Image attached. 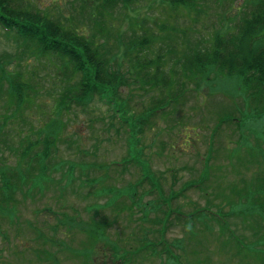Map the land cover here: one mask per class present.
<instances>
[{
	"label": "rangeland",
	"instance_id": "1",
	"mask_svg": "<svg viewBox=\"0 0 264 264\" xmlns=\"http://www.w3.org/2000/svg\"><path fill=\"white\" fill-rule=\"evenodd\" d=\"M24 2L33 4L40 12L38 14H44L52 19L56 18V12L61 13L63 15L61 22L67 28L72 26L70 23H74L87 31L90 26L85 22L83 12L91 13L89 6L97 0H24ZM149 3L142 1L138 11L125 15L121 10H115L112 12L114 20L111 21L110 29L121 31L135 26L138 18L143 16L141 12L143 10L146 12L145 16L157 15V9H151L155 4L148 6ZM203 22L207 24L208 20ZM200 26L201 24L196 27ZM34 44L15 40L12 35L8 32L6 34L0 28V89L9 87L8 82L4 83L2 79L7 74H15L17 69L30 71L33 83L40 80L39 83H44L48 89L67 85L68 81L63 77L59 66L51 69L48 63L29 59L32 55L25 54L26 51L24 55L18 56L23 52L24 46L36 48ZM107 46L109 49L112 47L111 40L107 42ZM33 68L36 71L35 75ZM123 69L125 70V67ZM186 87V90H191L187 95V101L156 115L150 122V127L144 130L142 144L146 148L142 157L147 160L148 171L154 178L146 182L147 186L137 187L135 195L137 197L133 201L126 196L127 190H124L131 185H137L141 171L132 164L124 168L110 165L112 161H119L130 154L128 145L125 144L124 131L116 125L115 117L118 112L110 110L106 102L100 99L88 104L72 101L68 104L69 110L63 112L60 108L54 112L52 99L45 95L42 97L45 102L49 101L47 107H40L38 97L32 99L37 107L30 105L26 108L30 109L27 118L37 128L38 121H44L43 116L48 115H52L56 125L61 118L63 123L68 124L67 129L61 133L63 143H59L58 148L65 160L63 165L73 166V177L76 180L67 183L65 187L68 189V200L75 202L76 210L69 211V215L64 219V223L68 222L66 226L63 223L58 230H54L55 232L44 230L45 238L51 237L54 244L47 246L44 252L35 249L38 246L31 241L33 232L22 234L20 240L10 238L3 242L0 238L2 248L0 250H3L0 253V264H82L90 256L92 257L90 264H103L106 258L118 262L119 256L124 255L125 251V254H128L131 250L140 248L137 256L127 258L128 264H169L167 261L169 259L173 264H264L262 253L264 223L258 217H254V220L251 217L245 218L246 212L243 215L229 213L235 207L251 205L253 201L246 198L248 191H252L251 185L256 183L259 177L264 178V156L254 146L259 144L260 148L264 149L262 107L264 105L258 102L256 105L244 103L246 99L243 97L237 77L224 80L208 76V80L201 78L197 85L188 82ZM118 92L116 96L120 109L131 114V117L145 111L152 99V93L145 94L134 84H131L130 88L120 87ZM81 107H88L91 111L89 114L101 115L104 118L94 121ZM241 112L256 113V117L262 119L259 127L258 123L254 125L261 134H254L256 133L254 130L248 132L246 128H242L243 124L240 127L231 124L230 121L213 128L218 121L217 118H221L222 115L233 114L242 120ZM252 123L254 122L249 124ZM212 131L216 134L211 135ZM139 139L138 136L137 140ZM161 141L167 143V146L166 144L160 146ZM210 151H215L213 156ZM198 153L205 154L201 157V164H198L194 157ZM96 164L98 165L95 166ZM99 165L103 168H99ZM185 165L194 167L193 176L181 177L180 167ZM94 166L99 168V171L91 173L92 177L98 179L95 186L93 185L94 189H88L86 183L80 187ZM175 166L177 170L172 177L169 169L174 171ZM173 182L176 183L175 192L178 191L183 199H170L169 196L165 198L166 200L162 198L160 189L167 194ZM232 185L234 188L245 189L236 192L240 195L237 196L230 193ZM103 186L111 187L110 192L115 191V195L122 197L103 211L108 215L110 223L107 222L106 236L100 240L101 242L94 243L88 240L86 221L90 218L95 203L104 205V202L112 197L110 195H102L98 199L92 197L95 190L101 193ZM146 187V194L151 193L152 187L157 188L159 192L152 193L154 197L144 195ZM190 188H194V191L187 192L189 198H184L185 192ZM50 195L51 193H48V196ZM262 195L264 196V193ZM149 199H153L157 204L167 202L169 205L167 213L173 212L172 223L170 222L169 228L164 231L163 242L159 244L160 236H157V231L160 228L159 222L164 220V209L149 208L148 217L142 219V210ZM88 204L91 208H86ZM176 204H179V207L175 206ZM37 205L42 211L48 206L46 203ZM220 208L224 209V212ZM23 212L22 218L30 217L28 208H24ZM37 214L41 215L42 212ZM48 221L54 223L52 220ZM71 221L79 225L71 227ZM228 229L231 230L230 233ZM147 241L149 242L146 243ZM106 244L109 246L105 247ZM14 251H17L16 255L13 254ZM33 252L43 255L38 256ZM159 252H163L164 255L159 256L157 254ZM117 264L125 263L123 260Z\"/></svg>",
	"mask_w": 264,
	"mask_h": 264
},
{
	"label": "trees",
	"instance_id": "2",
	"mask_svg": "<svg viewBox=\"0 0 264 264\" xmlns=\"http://www.w3.org/2000/svg\"><path fill=\"white\" fill-rule=\"evenodd\" d=\"M142 1H149L148 6L155 4L151 9H157V15L145 16L143 10V16L138 18L135 26L121 31L110 29L114 20L112 12L121 10L124 15L136 12ZM89 9L91 13L83 12L85 22L90 26L84 31L70 21L68 23L72 26L65 27L61 22L63 15L59 12L52 19L38 14L39 10L24 0H0V28L15 40L33 42L36 46H24L18 56L26 51L25 54L32 55L29 59L48 63L51 69L59 66L68 81L60 88L48 89L44 83H39L40 80L33 83L30 71L21 69L2 79L9 86L0 89V238L3 242L10 238L20 240L22 234L33 232L35 236L31 241L38 246L35 249L44 252L51 244L45 238L44 230L55 232L62 226L69 211L76 210L75 202L68 200V189L65 187L76 180L73 166L63 165L65 160L58 148L59 143H63L61 133L68 124L63 123L60 116L56 125V120L48 115L43 116L44 121H38L37 128L27 118L30 109L26 108L30 105L37 107L32 99L38 97L40 107H47L49 101L45 102L42 96L51 98L54 112L57 108L62 112L69 110L68 104L72 101L88 104L100 99L110 110L118 112L116 125L125 135H130L131 144L137 142L138 136L143 135V130L156 115L183 101L186 83L197 85L201 78L237 77L245 103L264 105V0H97ZM206 20L207 24L203 22ZM199 24L201 26L196 27ZM182 26L184 28H180ZM110 40L112 47L109 49L107 42ZM33 72L35 75L34 68ZM131 84L145 94L152 93L149 107L132 117L120 109L116 96L120 87L130 88ZM81 109L88 114L91 112L88 107ZM90 115L94 121L104 118ZM254 116L257 118L256 113H251L249 118ZM133 163L124 157L112 166H143L138 161ZM99 168L90 170L80 187L86 183L88 189H94L98 179L91 173L99 171ZM142 175L144 178L140 184L124 190L132 201L137 197V187L145 178L148 179L146 174ZM256 184L258 193L248 191L246 198L253 201L256 197L260 201L243 207L240 215L244 212L250 217L259 215L262 221L264 178L259 177ZM110 189L103 186L101 193L96 190L92 193V197L97 199L102 195L112 196L104 205L95 203L86 221L88 240L94 243L101 242L106 236V227L110 223L103 211L122 197L115 195V191L110 192ZM153 190L159 192L157 188ZM48 193L51 195L48 196ZM37 203L48 206L43 212ZM147 205L142 210V219L148 217ZM21 208L23 211L28 208L30 217L22 218L24 212ZM86 208L91 206L88 204ZM39 212L42 214H37ZM70 224L71 227L79 225L74 221ZM108 246L106 244L105 247ZM132 254L137 256V252ZM124 256L125 253L121 261Z\"/></svg>",
	"mask_w": 264,
	"mask_h": 264
}]
</instances>
